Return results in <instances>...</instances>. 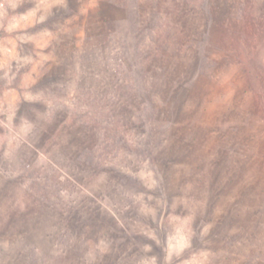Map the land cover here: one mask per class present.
I'll return each mask as SVG.
<instances>
[{
    "label": "rangeland",
    "instance_id": "1",
    "mask_svg": "<svg viewBox=\"0 0 264 264\" xmlns=\"http://www.w3.org/2000/svg\"><path fill=\"white\" fill-rule=\"evenodd\" d=\"M0 264H264V0H0Z\"/></svg>",
    "mask_w": 264,
    "mask_h": 264
}]
</instances>
